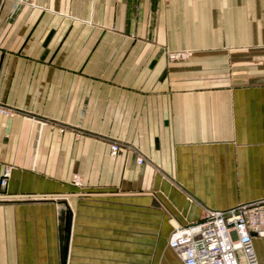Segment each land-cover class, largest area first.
<instances>
[{
    "label": "crops",
    "instance_id": "crops-1",
    "mask_svg": "<svg viewBox=\"0 0 264 264\" xmlns=\"http://www.w3.org/2000/svg\"><path fill=\"white\" fill-rule=\"evenodd\" d=\"M0 101V264H183L264 199V0H0Z\"/></svg>",
    "mask_w": 264,
    "mask_h": 264
},
{
    "label": "built area",
    "instance_id": "built-area-1",
    "mask_svg": "<svg viewBox=\"0 0 264 264\" xmlns=\"http://www.w3.org/2000/svg\"><path fill=\"white\" fill-rule=\"evenodd\" d=\"M0 113L13 114L1 104ZM110 150L115 155L121 147L115 142ZM138 162H142V157ZM7 176L6 171L0 180L2 184ZM255 235L264 236V199L224 210L208 209L201 220L176 226L169 246L183 264H260L253 247Z\"/></svg>",
    "mask_w": 264,
    "mask_h": 264
},
{
    "label": "rangeland",
    "instance_id": "rangeland-1",
    "mask_svg": "<svg viewBox=\"0 0 264 264\" xmlns=\"http://www.w3.org/2000/svg\"><path fill=\"white\" fill-rule=\"evenodd\" d=\"M173 53H174V57L183 58V57H187L188 53H191V52L190 51H175ZM0 104L4 108H6L7 110H10V111L13 112V114H8L7 113V114H4V115H14L15 114L14 110L11 107L7 106L5 103H2L1 101H0ZM115 142H117L120 145L121 150L127 148V145H125L122 141H118V140L111 141L110 145L115 143ZM142 162H143V157H142ZM6 171L8 172V176L6 178V183L2 184L1 181H0V187L1 188H5L7 186L8 178H9V175H10L9 167H6L4 169V171H3V173H5ZM3 173H2V175H3ZM76 179H78V178L76 177ZM170 236H171V234H170ZM170 236H169V238H170ZM164 249L166 250V246H164ZM157 254H158V257L156 256ZM160 255H161V252H159V253H157V252L156 253L155 252H147V251L142 252V264H161Z\"/></svg>",
    "mask_w": 264,
    "mask_h": 264
},
{
    "label": "water",
    "instance_id": "water-1",
    "mask_svg": "<svg viewBox=\"0 0 264 264\" xmlns=\"http://www.w3.org/2000/svg\"><path fill=\"white\" fill-rule=\"evenodd\" d=\"M68 241H69V229H68L67 237L65 239V247H64V251H63V262H62V264H65V261H66Z\"/></svg>",
    "mask_w": 264,
    "mask_h": 264
}]
</instances>
